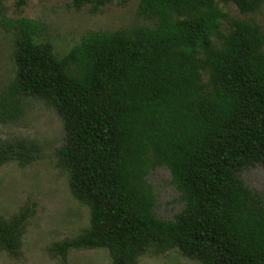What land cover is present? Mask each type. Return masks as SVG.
<instances>
[{
    "label": "trees",
    "instance_id": "obj_1",
    "mask_svg": "<svg viewBox=\"0 0 264 264\" xmlns=\"http://www.w3.org/2000/svg\"><path fill=\"white\" fill-rule=\"evenodd\" d=\"M112 1L71 6L95 14ZM263 2L139 0L152 26L86 32L60 57L39 39L41 23L0 19L14 63L0 124L18 121L27 100L53 108L64 132L57 166L89 212L52 255L105 249L108 264H135L175 249L198 264H264V200L239 176L264 166V31L225 10L245 16ZM39 152L30 139H0V166L26 167ZM160 167L184 204L171 221L155 216L146 179ZM28 216L0 218V251L18 255Z\"/></svg>",
    "mask_w": 264,
    "mask_h": 264
},
{
    "label": "rangeland",
    "instance_id": "obj_2",
    "mask_svg": "<svg viewBox=\"0 0 264 264\" xmlns=\"http://www.w3.org/2000/svg\"><path fill=\"white\" fill-rule=\"evenodd\" d=\"M139 0H113L90 14L88 7L75 10L71 0H26L21 9L15 0H1L0 19L27 18L44 27L39 39L62 56L90 31L129 30L152 26L138 15ZM232 17L256 23L264 31V2L254 14L242 16L233 5L225 7ZM14 75L13 37L0 25V91ZM0 139H30L39 147L38 159L26 167L15 163L0 166V218L9 219L28 209L29 216L18 255L0 251V264H108L105 249L71 251L65 259L54 256L49 248L79 234L89 224L88 209L70 194L66 173L57 166V150L63 145L62 121L57 112L36 100L24 103L21 118L0 124ZM244 185L260 193L264 200V166L256 164L239 174ZM147 182L156 198L154 214L171 221L183 209V202L171 184L170 174L160 167L149 171ZM135 264H198L178 250L142 255Z\"/></svg>",
    "mask_w": 264,
    "mask_h": 264
}]
</instances>
